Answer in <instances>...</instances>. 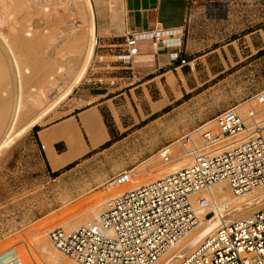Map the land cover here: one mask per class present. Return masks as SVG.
Listing matches in <instances>:
<instances>
[{"label": "rangeland", "instance_id": "1", "mask_svg": "<svg viewBox=\"0 0 264 264\" xmlns=\"http://www.w3.org/2000/svg\"><path fill=\"white\" fill-rule=\"evenodd\" d=\"M76 2L81 6V0ZM26 4L31 28L25 38L36 31L48 35L46 27L52 23L58 25L53 40L42 41V50L29 51L30 66L36 63V58L46 59L56 53L57 61L63 63L75 57V64L85 56L91 41L93 55L66 97L59 99L63 89L58 92L53 88L41 98V103L33 104L24 95V116L14 129L45 109L47 114L40 123L0 150V264H74L49 243L48 231L60 227L71 216L88 213L92 205L97 202L102 205L114 196L118 188L105 189V184L115 175L131 171V186L147 179L155 180L173 165L180 164L161 167L155 154L217 113L232 107L245 113L250 105L257 107L247 101L264 90V0H189L185 26L177 33L178 44L171 49L177 58L148 83L142 80L146 63L142 64L136 56L131 64H122L117 58L125 49L120 46L122 41L114 40L109 46H103L96 40L95 26L94 34L89 33V14L83 8L79 14L75 4L72 10L71 0H35ZM115 19L118 20L117 14ZM3 27L1 31L6 32V26ZM71 36L74 38L70 40ZM145 44L140 43V47ZM10 66L0 53V84L6 83L1 93L3 98L14 94L15 76ZM78 70L76 64L74 76ZM34 74L36 78L38 74ZM91 94H104L107 101L99 114L108 139L81 155L86 151L85 146L91 144L79 125V140L85 151L77 156L81 155L71 169L64 168L55 176L34 133L38 126L55 124L73 110L74 115L84 111L92 101ZM73 144L74 140L67 142V151ZM64 149L66 146L62 143L56 146L58 152ZM229 194L234 196L231 191ZM248 197L249 194L240 200ZM257 201L250 207L247 205L249 208L242 217L264 206ZM101 210L100 207L98 213ZM233 211L222 215L230 213L228 218ZM211 216L206 219L215 215ZM39 232L45 233V237L41 239ZM192 233L197 240L186 253L207 236L201 234V229ZM179 258L165 263L160 260L157 264H176Z\"/></svg>", "mask_w": 264, "mask_h": 264}, {"label": "built area", "instance_id": "2", "mask_svg": "<svg viewBox=\"0 0 264 264\" xmlns=\"http://www.w3.org/2000/svg\"><path fill=\"white\" fill-rule=\"evenodd\" d=\"M164 32L128 34L117 58L131 64L141 40L149 36L164 44ZM247 102L257 107L250 105L245 113L227 108L155 154L161 166L189 164L108 198L97 218L80 227L51 229L49 243L74 264H157L200 226L207 209L215 215L213 203L195 198L197 194L219 183L227 184L236 197L264 189V90ZM131 180L132 172L123 171L105 189ZM222 220L176 264H264V206Z\"/></svg>", "mask_w": 264, "mask_h": 264}, {"label": "bare ground", "instance_id": "3", "mask_svg": "<svg viewBox=\"0 0 264 264\" xmlns=\"http://www.w3.org/2000/svg\"><path fill=\"white\" fill-rule=\"evenodd\" d=\"M3 1L5 2V0ZM3 1H2V4H0V27L1 26L3 27L5 25L7 31L2 32L0 29V53L5 58L6 62H9L11 65L10 66L11 71L14 73V76H15V87H14V94H11L10 96H7L6 98H3L1 93L6 89V83L2 82L0 84V132H1L0 133V150L3 147L4 148L7 147L13 141L14 138L18 137L19 135L27 132L28 130L36 126L37 123L39 121L41 122V119L47 114L46 109H45L41 111L39 114H37L30 121L20 125L17 129H14L17 121L20 118H23L24 116V111H23L25 107L24 95L26 94L27 98L33 104L41 103V98L44 96H47L48 94L47 92L53 88L56 89L57 91L63 89L62 93L59 95V99L66 97L71 92L74 85H76L79 78H81V76L83 75L93 55V42L91 41V43L89 44V47L87 48L85 56L83 55L84 57L82 56L81 59L79 58V61L76 62L75 64H74L75 57H72L71 59H67L63 63H61L60 61H57V59H55V55H57L58 53H56L55 55H50V57L46 59L36 58L35 59L36 63L30 66L31 65L29 61L30 58L28 57L30 55L29 51L32 49H36V48H38L39 50H42V48H44L41 45L42 41L45 39H47V41L49 42L53 40V37L56 36L54 32H56L58 25H55L53 23L49 24L46 27L50 32L48 35H44L43 33H39L36 31L33 34L29 35L30 36L29 38H25V34L30 33L29 29L31 28L28 18L26 17L29 15V11H28V8L26 7L27 5L26 3L28 1H35V0H6L7 2L6 4H4ZM71 3H73V7H71L72 10H74V4H75V8L76 10L79 11V14L82 8L84 9L85 14L86 12H87V15L89 14V19L87 16V19H88L87 23L89 25L88 26L89 33L92 34L94 32V17H93V12H92L93 10L91 8L90 1L81 0V3H80L81 6L76 5V4H79L76 2V0H71ZM34 6H38V5L34 4ZM38 15L41 16V14L39 13ZM70 27H72V24ZM71 29L72 30H70V33L71 35H73V32H74L73 28ZM172 35H174V33ZM163 36H164V33H163ZM73 38L74 37L71 36L70 40ZM175 38H176L175 35H174V38H172L171 36L168 37L167 40L170 41L169 46L174 45L172 44V41L176 40ZM39 50H38V53H39ZM72 54L74 56V51L72 52ZM31 60H34V59H31ZM76 64H78L79 70L76 73L77 75L75 74L76 76H74V66ZM34 72H36V75L38 74L36 78L34 77L35 75ZM58 92H57V95H58ZM48 111H50V109ZM90 114H91L90 112H89V115L88 113L84 115L81 114L82 115L81 116L82 126H83V129L85 128L86 130V134L89 138V142L91 146L97 147L104 140L103 139L104 129H102L103 128L102 123L99 117H97L98 115L91 116ZM67 127H69L67 126V124L57 127L58 132L56 134H58V137L61 138L62 136L71 134L73 131L74 151L72 147H70L67 151L68 154L65 153V156L62 157L60 159L61 161L59 162H56L57 159L53 151L54 149L51 147L52 141H54L55 138L57 139L58 137H55L56 135L54 136L55 138L52 137L54 133L52 134V136H50L48 134L49 133L48 131H47L48 133L43 131V132H40L39 134L43 147L45 151L47 152V155H48L47 158H49L48 162H50L52 169H55L56 167L63 164L67 160L76 158L79 154L85 151L83 150L85 149L83 148L84 146L80 143V140H79L80 138L78 134L79 132L76 133L77 131L76 126L72 130H70L72 127H70L69 130ZM80 146L83 148L82 149L83 151L80 149ZM72 151L73 153H71ZM174 163H180V164L173 165L172 167L164 171L161 175H166L168 173H171V172H174L180 169L186 164H189V160H186L183 162H174ZM172 164H169L166 167H169ZM149 180L150 179H147L137 184L133 183L134 185L130 186L132 182L131 180V182L127 185L120 186V188L116 187L118 189L114 191L113 195L119 194L125 190L132 189L139 185L145 184ZM223 184L225 183L216 184L212 186L211 188L204 190L195 196V198L205 197L214 205L212 207V210L215 212V216L211 219H206L207 217L211 215L208 212L209 209H207L205 213L202 214L204 216L206 215V217L204 219H201L200 226L196 228V229H201L202 235H205V234L209 235L210 233H212V231H214L219 226V225L216 226V223L218 222L222 223L223 221L222 218L225 221H230L232 219H238L242 217V215H244V213L247 212V209L250 207L249 205L251 203L264 198V189H260V190H255L251 193H248L250 195V198L249 197H248L249 199L244 198V201H241L240 199L245 196H248V194L238 196V197L236 196L230 197V194L228 195V193L230 192L228 190L230 188L227 189L226 188L227 184L226 186H223ZM258 203L263 204L264 201H261V202L259 201ZM103 204L101 205L100 202H97L96 204L91 206L88 213L71 216L60 227L67 228V229L77 228L83 225L86 221L97 218L98 214L100 213V212L98 213V211L100 207L101 208L103 207ZM251 207L253 206L251 205ZM232 210L234 211L231 212L232 215L229 216L228 218H226V216L229 215L230 213L227 215L226 213L222 215V213L226 211L230 212ZM192 232L193 230L187 233L177 243L174 249L170 253H168L161 261L164 262L165 260L167 261L169 259H174V258H177L179 256L181 257L182 255H184L187 252L188 247L197 240V238H194ZM40 236H41V239L44 238L45 233L43 234V232H41ZM195 247L193 249H195ZM51 254L55 256L54 252H52ZM61 264H69V263L62 262Z\"/></svg>", "mask_w": 264, "mask_h": 264}, {"label": "crops", "instance_id": "4", "mask_svg": "<svg viewBox=\"0 0 264 264\" xmlns=\"http://www.w3.org/2000/svg\"><path fill=\"white\" fill-rule=\"evenodd\" d=\"M89 1L91 4V8L93 10L92 12L94 17L96 40L97 41L99 40L103 44V46H109L111 44L110 43L111 41L121 40L122 44H120V46L125 47L124 39L128 34H144V33L147 34L158 29H162L165 31L164 36L162 37L163 41L165 42L164 44H161L160 41L159 42L154 41L149 36L145 37L140 42V43H146L142 47L139 46L138 57L141 59L142 64L146 63V65L144 66L147 67L145 70H143L146 72L142 77L145 78L150 76L148 77V79L142 78L143 83L153 82V80L155 79L153 75H155L157 72L160 73L161 70L165 71V69L170 65V63L174 61V58H176L177 53H173L171 49L174 46H176L179 42L176 34L177 33L180 34V31L185 26L189 0H89ZM115 14H117L118 20L115 19ZM173 33L176 37L175 38L176 40L172 41V44L174 45L169 46L170 41L167 39ZM149 42L150 45L148 44ZM164 47L169 49L164 50ZM140 50H142V52ZM136 77L137 76H135V78ZM137 86H141V84ZM103 97L104 94H91L90 98L92 99V101L89 102L88 104L89 107L86 108L84 111H80L74 115V110H73L68 117L55 124L46 127L38 126L39 128L34 133V135L42 145L43 154L46 158V161L48 163L51 172L53 173L58 172L64 169L69 164L75 162L81 155L93 151L98 146H100L101 144L107 141L108 134L102 124L103 127L102 129H104L103 130L104 133L102 132L104 134L103 136L104 140L97 147H92L91 145L85 146L86 151L83 154H81L79 157L73 158L71 160H67L63 164L56 167L55 169H52L50 162H48L49 158H47L48 157L47 152L45 151L43 144L40 140L41 139L39 135L40 132L48 131L49 133L48 132L47 133L50 136H52V134L54 133L52 137H54L55 135H56L55 137H58V134H56L58 132L57 127L67 124V126H69L67 127L68 130L70 129V127H72L70 130H72L76 126V130H77L76 133H78L79 125L83 127L81 121L82 119L81 114L84 115L88 113L89 115V112L91 113L90 114L91 116L98 115L97 117H99L102 123L99 114V109L103 105L107 106V101H105ZM165 105L166 104H164L163 106ZM75 116H77V118ZM84 131L86 132L85 128ZM72 134L73 131L71 134L62 136L61 138L58 137L56 139L54 137L55 140L52 141L51 147L54 149L53 151L57 159L56 162L61 161L60 159L65 156V153L68 154L67 141L74 140L73 137L74 134L73 135ZM61 143L66 146V149H64V151L62 152H58L56 150V146ZM81 146L80 149L82 150L84 147L82 146L83 147L82 148ZM73 148H74V144L72 145V149ZM73 151L71 153H73Z\"/></svg>", "mask_w": 264, "mask_h": 264}, {"label": "trees", "instance_id": "5", "mask_svg": "<svg viewBox=\"0 0 264 264\" xmlns=\"http://www.w3.org/2000/svg\"><path fill=\"white\" fill-rule=\"evenodd\" d=\"M34 129H36V128H34ZM36 131H37V130H36ZM108 144H109V143L107 142V143L105 144V146L108 145ZM73 166H74L73 163H72V164H69L68 166L65 167V170H69V169H71ZM54 175H55V176H58V172H55Z\"/></svg>", "mask_w": 264, "mask_h": 264}]
</instances>
